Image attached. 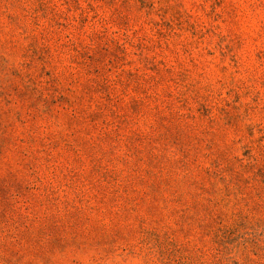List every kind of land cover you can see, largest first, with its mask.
I'll use <instances>...</instances> for the list:
<instances>
[{
  "label": "rangeland",
  "instance_id": "rangeland-1",
  "mask_svg": "<svg viewBox=\"0 0 264 264\" xmlns=\"http://www.w3.org/2000/svg\"><path fill=\"white\" fill-rule=\"evenodd\" d=\"M0 264H264V0H0Z\"/></svg>",
  "mask_w": 264,
  "mask_h": 264
}]
</instances>
